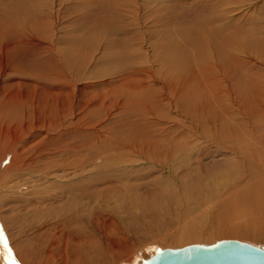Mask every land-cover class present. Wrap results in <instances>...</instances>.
<instances>
[{"label":"rangeland","instance_id":"obj_1","mask_svg":"<svg viewBox=\"0 0 264 264\" xmlns=\"http://www.w3.org/2000/svg\"><path fill=\"white\" fill-rule=\"evenodd\" d=\"M211 26L239 47L259 41L262 51L231 53L236 66L225 70L231 79L251 66L249 93L212 79L222 58L199 30ZM196 28V63L167 62L176 34ZM0 55V124H60L44 147L73 149L49 181L75 189L105 177L115 188H100L97 206L112 215L101 225V264H141L159 250L227 239L264 245V0H0ZM1 155L4 254L31 187L47 184L34 181L40 170L3 173ZM58 254L51 264H62Z\"/></svg>","mask_w":264,"mask_h":264},{"label":"bare ground","instance_id":"obj_2","mask_svg":"<svg viewBox=\"0 0 264 264\" xmlns=\"http://www.w3.org/2000/svg\"><path fill=\"white\" fill-rule=\"evenodd\" d=\"M212 20L214 22H217V20L211 19L210 21H208V24L216 25L212 23ZM198 27L203 29L204 25L200 23ZM199 30L206 34V40H208V48L210 49V52H212L213 58L215 56V53H218L222 58V60L217 61H220L221 68H223L224 70H217L219 68L213 66V75H215L212 78L213 80L220 81L216 78H221V81L223 80L224 83L227 82L223 79H229L228 74L227 72H225V70L232 69V66H236L233 63L234 59L232 55H230L231 53L239 54L240 50L242 49H244L243 51H262L261 46H259L257 43L258 40L255 41L252 38L245 39L240 44L241 47H239L232 43L229 35L224 34L223 30V32L219 31V28L217 27L211 26V28L206 31H203L201 29ZM196 34L197 28L193 29V31L190 30L187 32H183L180 35L179 33L176 34V40H173L174 44L169 49L168 55L166 57L167 62L177 65L176 67H180L181 64L190 63V65H192L191 62L196 63V61L198 60L197 57L199 55V45L197 44V40L195 39ZM236 41L241 42V39H237ZM2 71L4 72V69H2ZM215 71L218 75L221 71L224 76L219 77L220 75L218 76ZM251 71L252 67L249 65L240 67V70H238V72H235L232 78L229 79V85L226 86L225 90H229V92L233 90L236 93L242 95L249 93L251 90H253L254 85L252 84V80L253 78H255L253 72ZM44 111L45 110H43V112ZM21 113H23V111ZM59 125L60 124L48 126L46 124H41L38 126H26L27 128L21 127L20 129H16L13 127H4L5 125L0 124V151L2 153V158L7 160V163H3V173L9 172L11 174V172H13L16 177H20L23 174L27 176L30 175V172L35 173L40 170L44 172L43 175H38L39 177L37 176L34 181L39 183V181L45 179L46 182L43 183L47 184L44 186L40 185V187L37 186L38 184L36 186L34 185V187H31V190L28 192L33 197V199H31V201L24 202L25 204H23V213L20 216V222H18L20 228L16 232L17 234L14 235L13 233L10 234L9 232H7L5 241H10L12 252H10L11 250H9V252L7 250V252H5L4 254H0L1 264L56 263L57 260H54L56 258V253H62L63 256H60L58 254V257L60 256L62 258V264H101V248L106 246V244H104V240L107 239L103 237L101 225L104 224L108 219L111 220V223L112 215L111 212L106 209H101V207L97 205L99 204V198H101V189L103 190V193L108 192V190L111 191V193H114L115 188L113 187V185H111L110 187H105V184H107L108 182H110L111 184V181L105 177L98 178L91 184L87 183V185L85 184L86 182H82V184L75 189L66 186L65 184L67 182L65 181H56V178H54L55 175L53 176L54 181H49L48 173L51 171V169H58L57 166H59L60 163L57 162L62 157L67 156L69 154L68 151L73 150L69 149L61 143L59 144L61 146L59 147V149L53 148V150H51V148H48L49 145L52 144L53 136H56V134H53L54 131L60 128ZM39 131H44L45 136L40 141L35 142V136ZM45 145H48V147L45 148ZM59 145L55 146L58 147ZM57 153L61 155L57 156ZM75 154L77 153H74V155ZM69 156L70 155H68V157ZM74 168H76V171H82L81 167L78 168L75 166ZM46 174L48 176H45ZM82 174V172L79 173V175H77V177L73 181H83ZM61 177L59 178L61 179ZM118 179L121 180V178ZM53 182H55L56 184H51ZM102 187L105 188L103 189ZM135 189L136 188L130 189L125 187V190H127V194L129 193L130 195L133 192V196H135ZM82 201H86V203L83 204ZM102 202L104 201L102 200ZM2 203L0 202V210L3 207ZM25 234L28 236V238L25 239L24 242H18L17 244L12 246L17 240V237ZM75 257L76 260L71 261L72 258Z\"/></svg>","mask_w":264,"mask_h":264},{"label":"water","instance_id":"obj_3","mask_svg":"<svg viewBox=\"0 0 264 264\" xmlns=\"http://www.w3.org/2000/svg\"><path fill=\"white\" fill-rule=\"evenodd\" d=\"M141 264H264V245L232 239L192 244L159 250Z\"/></svg>","mask_w":264,"mask_h":264},{"label":"snow or ice","instance_id":"obj_4","mask_svg":"<svg viewBox=\"0 0 264 264\" xmlns=\"http://www.w3.org/2000/svg\"><path fill=\"white\" fill-rule=\"evenodd\" d=\"M5 244H7V241H4Z\"/></svg>","mask_w":264,"mask_h":264}]
</instances>
